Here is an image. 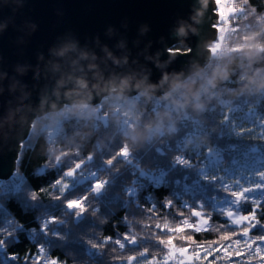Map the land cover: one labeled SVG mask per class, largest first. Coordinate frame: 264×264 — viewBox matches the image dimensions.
Instances as JSON below:
<instances>
[{"label":"trees","instance_id":"16d2710c","mask_svg":"<svg viewBox=\"0 0 264 264\" xmlns=\"http://www.w3.org/2000/svg\"><path fill=\"white\" fill-rule=\"evenodd\" d=\"M219 1L220 51L169 92L35 119L0 181V264H203L213 245L210 264H264V0Z\"/></svg>","mask_w":264,"mask_h":264},{"label":"water","instance_id":"95a60500","mask_svg":"<svg viewBox=\"0 0 264 264\" xmlns=\"http://www.w3.org/2000/svg\"><path fill=\"white\" fill-rule=\"evenodd\" d=\"M214 0H0V181L36 118L155 97L209 61ZM215 11V12H214ZM180 45L186 52L172 53Z\"/></svg>","mask_w":264,"mask_h":264},{"label":"snow or ice","instance_id":"6c2138e0","mask_svg":"<svg viewBox=\"0 0 264 264\" xmlns=\"http://www.w3.org/2000/svg\"><path fill=\"white\" fill-rule=\"evenodd\" d=\"M218 3H219V0H218ZM180 163H183V161H180ZM103 186V182H97L96 184V188L99 189ZM255 188H261V187H264V185H256L254 186ZM250 189H245L244 191H240V192H236L235 195L238 196V197H241L242 199H246V192L249 191ZM43 192V190H41ZM67 207L69 209H79L80 211H84L85 210V206L83 204V201L82 200H69L67 202ZM197 215H199L197 213ZM193 217H196V216H193ZM244 222H250L251 221V217L248 215V214H244ZM195 225L192 224L189 226V228H194ZM241 227H244V225L242 224ZM186 229H184L183 227L180 228V229H177V231H185ZM198 233V232H196ZM250 233V228H248V235ZM191 239L193 240H197L196 239V236L194 235ZM173 241L172 240H169V243H172ZM217 246L216 245H213V249H216ZM213 249H209L207 253L205 252H200L199 253V257L200 259L203 261V264H210V262L212 261H215L216 260V256H218L220 254V251L219 249H217L216 251H213ZM187 251H191V249H187ZM38 252H41L40 249L38 250ZM240 256V253L236 254L235 257H239ZM11 259H15L16 256L15 254H12L10 256ZM35 264H43V258L40 257L39 255L37 256V260L35 262ZM51 264H58V261L53 258Z\"/></svg>","mask_w":264,"mask_h":264},{"label":"rangeland","instance_id":"374dc122","mask_svg":"<svg viewBox=\"0 0 264 264\" xmlns=\"http://www.w3.org/2000/svg\"><path fill=\"white\" fill-rule=\"evenodd\" d=\"M215 7H216L215 11L217 13V19H216L215 28H216V31H217V35L219 34L220 37H218L217 40L214 41L211 44L210 48H209L210 53L212 55H215V54H217L220 51L221 42L223 40L225 41V38H226V36L228 34V28H227V23L225 22L224 18H225V15L230 13V9L226 8L225 1H219V3H218V0H216L215 1ZM210 58H211V56H210ZM113 95H116V94H113ZM85 106H88V105H85ZM66 112H67V110H63L62 109V110H60V111H58V112H56L54 114H49V115H46V116L51 118V119L57 120L61 116H63L64 113H66ZM181 259H182V256L179 257V258L170 257V258L164 259L161 264H174V263L180 261ZM181 264H183V261L181 262Z\"/></svg>","mask_w":264,"mask_h":264},{"label":"built area","instance_id":"2783aa9c","mask_svg":"<svg viewBox=\"0 0 264 264\" xmlns=\"http://www.w3.org/2000/svg\"><path fill=\"white\" fill-rule=\"evenodd\" d=\"M217 37H220V35L218 34Z\"/></svg>","mask_w":264,"mask_h":264}]
</instances>
